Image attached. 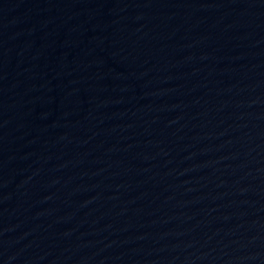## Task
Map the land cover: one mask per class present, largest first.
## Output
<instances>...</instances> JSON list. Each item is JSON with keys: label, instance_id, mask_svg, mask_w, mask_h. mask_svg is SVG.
I'll return each instance as SVG.
<instances>
[{"label": "water", "instance_id": "95a60500", "mask_svg": "<svg viewBox=\"0 0 264 264\" xmlns=\"http://www.w3.org/2000/svg\"><path fill=\"white\" fill-rule=\"evenodd\" d=\"M0 264H264V0H0Z\"/></svg>", "mask_w": 264, "mask_h": 264}]
</instances>
